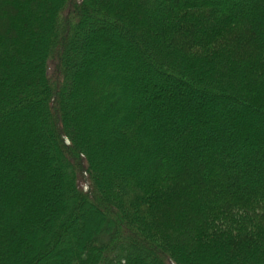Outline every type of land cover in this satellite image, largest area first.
<instances>
[{
  "label": "trees",
  "instance_id": "obj_1",
  "mask_svg": "<svg viewBox=\"0 0 264 264\" xmlns=\"http://www.w3.org/2000/svg\"><path fill=\"white\" fill-rule=\"evenodd\" d=\"M0 264H264V0H0Z\"/></svg>",
  "mask_w": 264,
  "mask_h": 264
},
{
  "label": "rangeland",
  "instance_id": "obj_2",
  "mask_svg": "<svg viewBox=\"0 0 264 264\" xmlns=\"http://www.w3.org/2000/svg\"><path fill=\"white\" fill-rule=\"evenodd\" d=\"M120 204L121 207L126 210L130 215H132L136 220L143 223L145 226H149L148 220L152 219V217L149 218L150 214L147 210V207L145 205H135V195L134 193H124L121 195Z\"/></svg>",
  "mask_w": 264,
  "mask_h": 264
}]
</instances>
